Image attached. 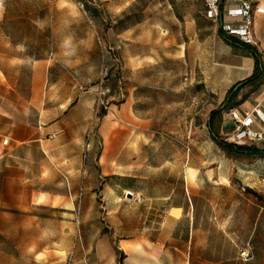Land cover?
Returning a JSON list of instances; mask_svg holds the SVG:
<instances>
[{"label":"rangeland","instance_id":"obj_1","mask_svg":"<svg viewBox=\"0 0 264 264\" xmlns=\"http://www.w3.org/2000/svg\"><path fill=\"white\" fill-rule=\"evenodd\" d=\"M0 9L15 18L1 26L26 39L28 58L49 55L53 75L67 74L55 88L68 94L66 101L88 94L104 66L111 71L106 84L121 89L140 123L128 142L131 161L123 154L121 168L97 165L113 147V129H100L113 117V103L97 107L95 99L84 136L88 182L61 185L69 208L62 223L38 208L37 259L12 264H119L114 245L125 255L123 264H142L141 245L127 247L126 240L147 235L148 224L156 228L170 204H184L189 214L175 223L182 241L191 216L203 231L193 233L190 256L181 243V264H264V157H229L211 138V112L222 103L204 89L202 58L189 37L218 25L204 18L200 0H0ZM223 112L213 131L228 141L232 129H222ZM246 145L264 149V142ZM87 149L95 155L89 158ZM195 175L189 202L182 187ZM167 194L174 195L172 203L142 199ZM247 245L251 255L243 260L239 253Z\"/></svg>","mask_w":264,"mask_h":264},{"label":"crops","instance_id":"obj_2","mask_svg":"<svg viewBox=\"0 0 264 264\" xmlns=\"http://www.w3.org/2000/svg\"><path fill=\"white\" fill-rule=\"evenodd\" d=\"M200 1L203 16L209 21L204 14V2ZM251 1L264 6V0ZM239 2L221 0L220 7L227 10ZM14 19L4 16L0 9V264H12L13 259H37V221L41 219L38 218V208L41 213L48 211L49 215L60 217L56 223H62L63 213L67 218L69 208L64 207L63 202L68 199V194L61 185L88 182L86 172L90 159H85L84 136L95 104V98L89 93L79 94L69 102L66 101L68 94H59L55 90L58 86L62 88L67 74L53 75L55 71L49 55L28 58L33 54L26 39L1 26ZM252 30L256 45L227 35L220 25L217 31L208 35L196 30L189 37L190 46L197 47L196 54L202 58L199 76L204 89L212 93L223 107L230 98L229 90L235 86L238 90L229 104L232 107L236 102L237 105L230 109L240 112L254 108L264 111V79L258 85L253 82L242 84L254 72L255 54L264 68V11L253 14ZM204 99V103H208L207 97ZM54 110H57L55 115ZM227 111L223 112L222 129L233 130ZM110 113L113 117L103 121L100 129H113L109 139L113 147L102 153L96 164L121 168L123 154L126 160H132V146L128 142L134 126L140 123L136 122L139 119L126 97L119 105H112ZM253 128L261 129L258 120L254 121ZM147 130V123H144L143 131ZM92 150L87 149L89 158L95 155ZM96 178L98 182L101 175ZM184 182V199L188 197L190 202V189L196 184V175L193 181L185 179ZM142 196L144 200L169 203L174 198L172 194ZM162 213L164 216L160 215L162 220L156 228L152 224L143 228L149 231L147 235L126 240L127 247L141 245L136 250L142 254V264H181V259H176L181 254V243L185 245L184 253L190 256L193 233L200 231L191 216L186 227V240L182 241L180 234L175 232V223L189 216L188 212L185 215L184 204H170Z\"/></svg>","mask_w":264,"mask_h":264},{"label":"built area","instance_id":"obj_3","mask_svg":"<svg viewBox=\"0 0 264 264\" xmlns=\"http://www.w3.org/2000/svg\"><path fill=\"white\" fill-rule=\"evenodd\" d=\"M205 5V17L213 24L220 25L222 30L230 36L239 38L243 43L256 45L253 36V14L264 11V6L255 5L251 0H240L239 4L227 10H222L221 0H203ZM111 71L102 66L100 78L92 89L86 91L93 93L97 107H107L120 104L124 99V93L120 90L113 91L106 80ZM227 115L232 122L233 130L225 133L226 139L237 145L255 144L264 142V111L258 108L252 110L229 109ZM258 120L261 129L253 128L254 121ZM56 133L53 134V137ZM7 142L4 140V143ZM240 258L246 260L251 255V249L247 245L239 253Z\"/></svg>","mask_w":264,"mask_h":264},{"label":"trees","instance_id":"obj_4","mask_svg":"<svg viewBox=\"0 0 264 264\" xmlns=\"http://www.w3.org/2000/svg\"><path fill=\"white\" fill-rule=\"evenodd\" d=\"M255 60H256L255 68H254V72L252 76L246 79L245 81H243L242 84H248V83L253 82L255 83V85H258L262 81V79H264V68H262L257 54H255ZM237 90L238 89H235V86L232 87L228 92V95H230V98L228 97V102L226 101L224 103L221 110L211 112V117L208 122V127L210 130L211 138L229 157H244V158L264 157V149H259L255 145H237V144L228 142L226 140L221 139L213 131L215 117L221 114L223 110H229L230 108L233 107V105L231 107V105L229 104L230 102L229 100L232 99V97L236 94ZM104 114H105V111H102L100 115L103 116ZM114 250L118 256L117 257L118 263L123 264V258L125 257V255L123 254V251L119 249V247L116 245H114Z\"/></svg>","mask_w":264,"mask_h":264},{"label":"water","instance_id":"obj_5","mask_svg":"<svg viewBox=\"0 0 264 264\" xmlns=\"http://www.w3.org/2000/svg\"><path fill=\"white\" fill-rule=\"evenodd\" d=\"M129 195H131V193H128Z\"/></svg>","mask_w":264,"mask_h":264}]
</instances>
